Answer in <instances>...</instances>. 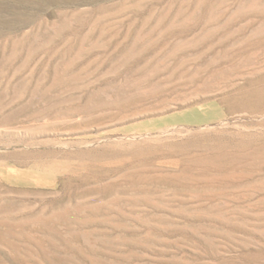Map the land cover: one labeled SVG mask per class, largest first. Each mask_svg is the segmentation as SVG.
Instances as JSON below:
<instances>
[{"label": "rangeland", "instance_id": "374dc122", "mask_svg": "<svg viewBox=\"0 0 264 264\" xmlns=\"http://www.w3.org/2000/svg\"><path fill=\"white\" fill-rule=\"evenodd\" d=\"M0 264H264V0H0Z\"/></svg>", "mask_w": 264, "mask_h": 264}]
</instances>
